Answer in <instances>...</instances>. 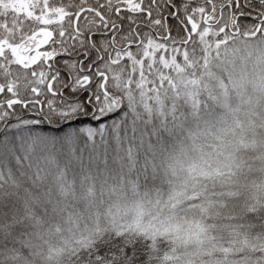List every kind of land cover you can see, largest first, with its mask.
Masks as SVG:
<instances>
[{
  "label": "trees",
  "instance_id": "obj_1",
  "mask_svg": "<svg viewBox=\"0 0 264 264\" xmlns=\"http://www.w3.org/2000/svg\"><path fill=\"white\" fill-rule=\"evenodd\" d=\"M99 3L76 0L72 11ZM13 18L4 17L11 30ZM93 21L88 13L79 31H98ZM20 26L15 39L34 27ZM50 29L52 54L31 67L0 57V85L11 84L10 98L22 102L37 99L38 88L43 100L56 76L60 95L50 98L57 113H71L56 126L83 123L67 138L0 146V264H69L67 250L81 237L107 242L116 233L139 242L144 264H264V56L246 53L264 50V34L210 35L208 45L193 36L177 54L141 28L131 48L123 44L136 34H117L120 55L110 62L105 53L99 66L86 39L73 47L71 16ZM150 40L164 45L165 62L143 56ZM97 67L106 72L105 98ZM243 72L256 90L249 96L240 94ZM84 75L91 83H79ZM8 96L0 94V129L27 115L20 105L8 113ZM138 202L143 215L126 211Z\"/></svg>",
  "mask_w": 264,
  "mask_h": 264
},
{
  "label": "snow or ice",
  "instance_id": "obj_2",
  "mask_svg": "<svg viewBox=\"0 0 264 264\" xmlns=\"http://www.w3.org/2000/svg\"><path fill=\"white\" fill-rule=\"evenodd\" d=\"M225 10L228 13L230 26L229 24L222 25L219 29L221 34L228 31L238 32L241 27L249 26V22H254L251 26L255 28L254 34L256 35H259L261 29H264V0H220L219 3H216V0H202V3L199 4L194 0H102L94 9L84 7L76 13L70 14L74 25V34L69 39L73 41V47L77 43L83 47L86 39L89 48L96 53V62L99 66L104 63L105 53H107L110 62H112L114 54L120 55L113 51L116 48L117 34L126 36L129 33H135L139 38L140 33L137 30L141 28L145 29L146 37H150L152 32H156L158 41L170 42L179 54L180 46L186 45L193 36L200 32L201 24L206 25L209 21L216 23L223 21ZM88 13L94 17L93 22L99 30L81 33L79 31L80 20L87 19ZM169 19L175 21V35H173L172 26L168 24ZM129 25L131 28L128 27ZM161 28L164 29L163 35L157 31ZM64 35L65 33L61 30L60 36ZM47 46V44L41 45L43 48H47ZM132 46L131 43L128 44L129 48ZM165 48H167V43H165ZM67 52L64 50L55 53L48 59L53 60L58 55ZM81 54L88 55L89 52L84 51ZM91 70L90 67L89 71ZM95 74L99 79L100 91L105 98L108 92L106 72L97 67ZM55 81L56 76L48 81V98L46 99H40L42 93L38 88H34L33 93L37 99L22 102L13 98L6 102L5 107L8 109V113L15 111L14 105H20L27 115L16 117L10 123H6L4 129H0V146L9 145L13 140L19 141L25 137L67 138L72 135L67 131L69 127L83 123V120H72L56 126V122L61 117L71 115V113H57L56 102L50 98L60 95L54 88ZM79 83L89 84L91 77L84 75L79 78ZM5 91L9 96L13 95L11 89L0 88V94H4ZM29 109L32 110L29 111ZM98 111L102 112L103 109ZM45 112L47 114L43 115L42 113ZM5 118L6 116H0V123H3ZM96 119H103V117L97 116ZM104 126L101 125V129ZM91 130L94 131V129ZM126 211H132L136 216H141L144 208L138 202ZM98 234L97 232L96 235ZM67 256L70 257L69 264L73 260L75 264H144V253L141 252L139 242L126 241L123 233H116L115 240L107 242H104L102 238L97 241L87 236L81 237L76 245L67 250Z\"/></svg>",
  "mask_w": 264,
  "mask_h": 264
},
{
  "label": "rangeland",
  "instance_id": "obj_3",
  "mask_svg": "<svg viewBox=\"0 0 264 264\" xmlns=\"http://www.w3.org/2000/svg\"><path fill=\"white\" fill-rule=\"evenodd\" d=\"M75 1L76 0H0V14L2 16L0 19V57L6 58L10 63L28 67L37 62L41 57L46 56L47 53L52 54V52H47L41 45H48L52 42L53 31L50 29V25L54 23L56 25H62L64 21L71 16L70 14L73 13L72 8H74V5L72 4L75 3ZM11 14L13 16H19V19L17 17L13 18ZM4 17L6 19L13 18L12 21L14 24L16 23L13 30L7 26ZM24 22H28V24L34 27L32 26L33 28L29 33L25 31V36H22L20 39H15L13 31L17 33V36L23 34L20 25ZM261 33L264 34V29ZM218 34V29L215 31L202 28L200 32L195 35L196 37L194 40L202 45H208L209 36L215 37ZM167 46L170 48L174 47L170 42ZM161 48H164V45L150 40L141 50H143V56L153 57L155 54L162 52L160 51ZM262 49L263 46L258 48L249 47L246 53L248 55L255 54L254 58H257L258 56H264V50ZM159 54L162 58L161 60L165 62L167 58H165L163 53ZM250 65V67H258L254 62L250 63ZM244 74L245 72L239 74V78ZM246 77L244 75L240 87V94L242 96H246L248 93L254 94L256 92L250 82V78L247 75ZM0 88L12 90V85L9 84L7 87L0 85ZM11 98L8 96L6 100L8 101Z\"/></svg>",
  "mask_w": 264,
  "mask_h": 264
},
{
  "label": "flooded vegetation",
  "instance_id": "obj_4",
  "mask_svg": "<svg viewBox=\"0 0 264 264\" xmlns=\"http://www.w3.org/2000/svg\"><path fill=\"white\" fill-rule=\"evenodd\" d=\"M96 1H100V3L102 2V0H96ZM194 2L197 3V4H199V3H202V0H194ZM219 2H220V0H216V3H219ZM79 10H80V9L77 8V10L75 11V13H76L77 11H79ZM171 20H172V19H169V20H168V24H169V25H170V23H171ZM174 23H175V21H174ZM252 23H254V22H249V26H247V27H241V28L239 29L238 32L228 31V32H225V33H223V34L227 35V34H237V33H239V32H243V31H244V32H245V31H256L255 28L251 26ZM224 24H229V26H230V21H229V17H228L227 10H225V18H224L223 21H221L220 23H216L215 21H209V23L206 24V25H205V24H201V25H200V29H202V28H207V29H211V30H215V31L218 29V33L221 34V33L219 32V29H220L221 26L224 25ZM144 30H145V29H144ZM262 30H263V29H261V31H262ZM157 31L159 32L160 35H163V34H164V29H163V28L158 29ZM151 35H153L154 37H156V32H152ZM151 35H150V36H151ZM156 38H157V37H156ZM140 42H142V38L139 36V38L137 37V39H136L135 41H132V40H131V41H127L126 44L124 43L123 45H124V47H127L128 44L131 43V44L134 46V45H138Z\"/></svg>",
  "mask_w": 264,
  "mask_h": 264
},
{
  "label": "water",
  "instance_id": "obj_5",
  "mask_svg": "<svg viewBox=\"0 0 264 264\" xmlns=\"http://www.w3.org/2000/svg\"><path fill=\"white\" fill-rule=\"evenodd\" d=\"M26 49H27V48H26ZM26 49H25V50H26Z\"/></svg>",
  "mask_w": 264,
  "mask_h": 264
}]
</instances>
